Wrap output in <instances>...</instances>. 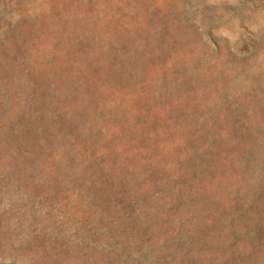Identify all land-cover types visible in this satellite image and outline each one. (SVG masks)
Returning <instances> with one entry per match:
<instances>
[{
	"label": "rangeland",
	"instance_id": "374dc122",
	"mask_svg": "<svg viewBox=\"0 0 264 264\" xmlns=\"http://www.w3.org/2000/svg\"><path fill=\"white\" fill-rule=\"evenodd\" d=\"M0 264H264V0H0Z\"/></svg>",
	"mask_w": 264,
	"mask_h": 264
}]
</instances>
